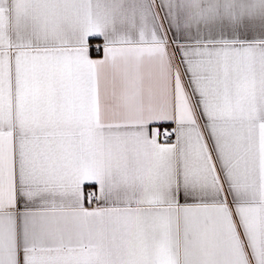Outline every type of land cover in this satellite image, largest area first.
<instances>
[{
  "label": "snow or ice",
  "instance_id": "1",
  "mask_svg": "<svg viewBox=\"0 0 264 264\" xmlns=\"http://www.w3.org/2000/svg\"><path fill=\"white\" fill-rule=\"evenodd\" d=\"M0 264H264V0H0Z\"/></svg>",
  "mask_w": 264,
  "mask_h": 264
}]
</instances>
